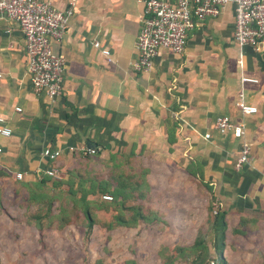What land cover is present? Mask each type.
I'll return each mask as SVG.
<instances>
[{
  "label": "crops",
  "instance_id": "obj_1",
  "mask_svg": "<svg viewBox=\"0 0 264 264\" xmlns=\"http://www.w3.org/2000/svg\"><path fill=\"white\" fill-rule=\"evenodd\" d=\"M46 1L59 9L68 2ZM141 7L135 0L76 2L62 39L51 44L64 57L62 91L53 101L32 90L21 32L0 16V116L10 129L9 136H0V202L9 204L0 216L11 223L16 218L20 239L36 242L33 252L65 254L69 241L85 237L91 241L87 264H163L164 248L171 253L174 245L192 243L208 219L207 204H157L156 220L131 227L106 229L102 222L108 218L98 215L86 236L81 226L58 228L57 204L52 201L48 216L43 203L52 194L51 182L62 179L46 176L44 169L67 171L84 148L98 157L127 154L146 170L153 162L162 165L164 178H176L170 180L173 191L209 195L210 210L216 204L224 212L227 264H264V43L239 46L233 40V5L227 3L187 33L182 53L161 49L150 70L136 72ZM239 95L255 113L238 110ZM220 115L243 124L240 139L212 128ZM241 141L249 144L248 161L235 168ZM43 148L59 155L51 162L40 154ZM149 172L143 174L148 190ZM42 177L48 181L41 183Z\"/></svg>",
  "mask_w": 264,
  "mask_h": 264
},
{
  "label": "built area",
  "instance_id": "obj_2",
  "mask_svg": "<svg viewBox=\"0 0 264 264\" xmlns=\"http://www.w3.org/2000/svg\"><path fill=\"white\" fill-rule=\"evenodd\" d=\"M78 0H68L65 8L54 7L46 0H0V16L14 21L23 38L26 72L32 90L43 94L53 101L62 91L64 57L52 49V42L62 39L68 19ZM141 4L140 27L134 41L136 59L132 69L136 72H147L152 67L153 58L161 49L172 53H182L187 33L202 25L206 19L216 17L221 8L233 5V40L239 45L255 46L264 43V0H135ZM98 47V43H94ZM103 55L108 51L102 49ZM1 77V73H0ZM242 81L256 82V79L242 76ZM242 114H253L256 107L247 104L239 95L235 102ZM20 108H15L19 111ZM176 118V114L172 113ZM212 128L219 133H230L234 138L244 134L242 123L232 122L228 116H216ZM10 129L4 125L0 116V136H9ZM209 132L203 134L204 138ZM249 144L241 141L235 159V168L248 161ZM92 148L82 149L83 154H93ZM40 154L49 161H54L59 152L43 148ZM43 173L55 180L60 179V172L51 165ZM21 177L20 172L15 173ZM103 199L110 196L102 195ZM217 210L213 204L212 213Z\"/></svg>",
  "mask_w": 264,
  "mask_h": 264
},
{
  "label": "trees",
  "instance_id": "obj_3",
  "mask_svg": "<svg viewBox=\"0 0 264 264\" xmlns=\"http://www.w3.org/2000/svg\"><path fill=\"white\" fill-rule=\"evenodd\" d=\"M82 155V154H78ZM83 156H91V154H83ZM108 158L112 160L111 167L118 166L122 161L128 159L127 154H109ZM115 176L112 181L114 185L108 184L103 180L89 179L88 186H84L85 180L77 176L76 171L68 170L66 178L58 181H52V194L48 199L44 200L47 215L50 216V206L52 201H56L57 214L54 217L57 220L56 226L73 224L84 227V235L90 233L91 227L98 222L97 211L102 210L108 212V219L102 222L106 229L113 227H131L138 220L150 222L158 218L156 210L143 206L142 204H127V200L142 199L148 190V185L144 181L143 174L146 169L135 167V169H125ZM77 177L76 183L73 179ZM48 181L47 177L40 178L41 183ZM110 186V188H109ZM64 187V188H62ZM127 187V188H125ZM127 189V190H126ZM103 192L111 194L110 201L100 200L97 195ZM76 193L78 194L76 196ZM132 194V195H131ZM93 211V212H92ZM95 211V212H94ZM211 211V210H210ZM211 218L207 221V228L198 229L196 235L190 245L178 246L174 245L170 250L164 248L163 264H173L178 259L184 264H227L222 255L225 238L226 222L224 220V212L216 210L211 212ZM51 216H53L51 214ZM34 217L31 215L29 218ZM38 218V216L36 217ZM49 225V224H48ZM51 226V225H49ZM41 229V226L38 227ZM212 231L213 235L209 242L205 239V235ZM210 249L213 253L211 255Z\"/></svg>",
  "mask_w": 264,
  "mask_h": 264
},
{
  "label": "rangeland",
  "instance_id": "obj_4",
  "mask_svg": "<svg viewBox=\"0 0 264 264\" xmlns=\"http://www.w3.org/2000/svg\"><path fill=\"white\" fill-rule=\"evenodd\" d=\"M108 156L98 157L94 154L91 156H83L79 155L78 158L69 162L68 170H74L77 173L79 178H83L85 180L84 186H88L89 179L103 180L106 181L110 185H114V181L112 179L119 174L120 169L125 171V169H135V167H140L142 165V161H135L133 158L127 159L126 161H122L118 166L111 167V162ZM152 162H147V164H151ZM60 172L61 178H66L67 171L63 170L62 167H57ZM66 169V168H65ZM150 171V172H149ZM147 172L151 174L149 177L151 188L145 192V197L142 199L127 200V204H146L147 207L152 208V206H158L157 204H167V206H171L172 204H185L186 208H189L192 204H207L208 208V219L206 223L202 225V230L207 228V221L210 219V197L208 194H204L203 196H193L188 193H182L173 191V187L170 183V180L175 181L176 178H164L165 170L162 165L159 163H152V170L147 169ZM167 179L169 180L168 184L165 185L163 181ZM78 180L77 177L73 179V182L76 183ZM110 188V186H109ZM127 188V187H125ZM173 188V189H172ZM127 190V189H126ZM78 194L76 193V196ZM107 195L111 197V194L108 192H103L96 197L100 200L110 201V199H103L101 196ZM132 195V194H131ZM198 195V194H197ZM207 201V203H206ZM56 204V201L54 202ZM3 205L6 206L9 204H1L0 202V213L2 211ZM205 206V205H204ZM12 207V206H11ZM184 209L188 213V215H192L193 212H190L187 209ZM4 209V208H3ZM212 211V209H211ZM11 212H14L11 210ZM93 212V211H92ZM95 212V211H94ZM99 217L106 219L108 217V212L99 213ZM172 215L174 213L172 212ZM15 217V216H14ZM16 219V218H15ZM15 219H10L12 221L8 222L4 219V217L0 216V264H87L89 263L90 253L86 250L88 241L91 243L90 239H82L69 241L68 248L66 252L55 251V252H46V251H35L33 252V246L36 245V242L31 241L30 239H20V231L15 230L14 227L16 225ZM193 233L192 229L189 227L188 236ZM209 234V235H208ZM205 239L207 242L210 240V232L205 235ZM99 242V241H98ZM87 243V244H86ZM50 245V244H49ZM53 245V244H51ZM118 247L120 244H117ZM54 246V245H53ZM65 243V247H66ZM39 247L41 250L45 249V243L43 241L39 242ZM117 247V250L120 251L119 256H122L120 248ZM87 255V257H86ZM179 261V264H184V262Z\"/></svg>",
  "mask_w": 264,
  "mask_h": 264
}]
</instances>
